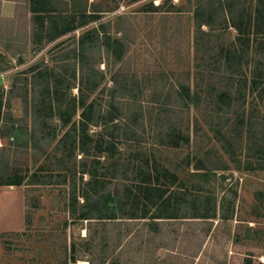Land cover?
Returning <instances> with one entry per match:
<instances>
[{
    "label": "rangeland",
    "instance_id": "374dc122",
    "mask_svg": "<svg viewBox=\"0 0 264 264\" xmlns=\"http://www.w3.org/2000/svg\"><path fill=\"white\" fill-rule=\"evenodd\" d=\"M222 1L0 0V179L27 194L25 230L0 235L13 264H264V12ZM106 193L120 218H79ZM159 213L179 217L157 234Z\"/></svg>",
    "mask_w": 264,
    "mask_h": 264
},
{
    "label": "trees",
    "instance_id": "16d2710c",
    "mask_svg": "<svg viewBox=\"0 0 264 264\" xmlns=\"http://www.w3.org/2000/svg\"><path fill=\"white\" fill-rule=\"evenodd\" d=\"M262 5H264V0H260V6L258 7V11L259 13L264 12V6L262 7ZM222 8L224 9L225 12L228 13V11L230 13H232V1L231 0H223L222 1ZM166 15V14H165ZM121 19H123L124 21H126L128 19V15L127 14H123L121 15ZM202 23L205 24H210L209 21L207 20H203ZM117 32L121 33L120 37H115L114 41L115 44L124 46V44L126 43L125 41L128 40V30L125 26L123 27H117ZM108 38H111L110 36H108ZM108 46L111 47L113 53L115 54V57L119 60H122V62H124V56H125V50L124 48H117V46L115 45L114 47H112L110 40L108 42ZM180 92H181V97L187 101H190L193 99L191 90L189 87H186L185 85H182L180 87ZM223 96V100L228 98L227 94L222 95ZM231 99L229 100V104H231ZM1 105V104H0ZM82 107H83V113L84 115L89 114V112L91 111V109L93 108V104L91 103H86L85 101H82ZM11 114V113H9ZM26 116H28V113L26 112ZM12 118V117H11ZM12 124H11V129H14L15 127V123L17 121V119L12 118ZM243 123V121H242ZM86 137H88L87 133H85ZM2 184H21L20 182H15V183H8L6 182L3 178L0 179V185ZM264 194V193H261ZM84 203H85V207L82 211V213L80 214L79 218L81 219H96V221L93 222H99L98 224L101 225V229H105L104 225L106 224V222H110V221H114L117 220L118 218V209H117V204H116V200L113 197V195L111 193H106L104 195L101 196H97L95 199L90 198L89 196H86L84 198ZM179 216H174L173 213H170V215H154L151 218V220L146 223L149 230L151 232H156L157 234L159 233V231L161 230L160 228V219H164V218H178ZM190 218H199L201 221L204 222H208V227L205 231V234H208L210 229H211V225H212V221L211 218H213V216L209 215V213L205 212V211H198L197 213H195V215L193 216H188ZM98 220V221H97ZM27 221V219H26ZM91 222V221H90ZM67 224V221H65V225ZM106 236V233L103 232V234L100 233H93L91 235V240L92 241H101L104 237ZM66 250V249H65ZM107 256L105 257L103 255V261L106 260ZM72 262L69 261L68 258H65L61 263L59 264H75L77 257L76 255L71 256ZM103 261L101 262V264L103 263ZM168 262L169 259H165L163 260L160 264H169ZM90 264H94L91 260H90ZM225 264V263H222Z\"/></svg>",
    "mask_w": 264,
    "mask_h": 264
},
{
    "label": "crops",
    "instance_id": "0c3cea01",
    "mask_svg": "<svg viewBox=\"0 0 264 264\" xmlns=\"http://www.w3.org/2000/svg\"><path fill=\"white\" fill-rule=\"evenodd\" d=\"M27 194L21 184L0 185V235L21 232L27 226ZM1 245V243H0ZM0 248V264H13Z\"/></svg>",
    "mask_w": 264,
    "mask_h": 264
}]
</instances>
